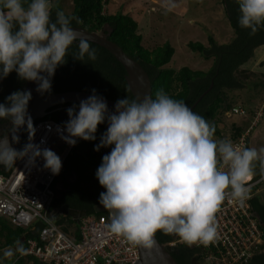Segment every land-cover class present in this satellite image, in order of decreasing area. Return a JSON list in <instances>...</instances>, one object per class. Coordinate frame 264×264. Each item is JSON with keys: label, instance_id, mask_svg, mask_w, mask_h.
<instances>
[{"label": "clouds", "instance_id": "9594fccd", "mask_svg": "<svg viewBox=\"0 0 264 264\" xmlns=\"http://www.w3.org/2000/svg\"><path fill=\"white\" fill-rule=\"evenodd\" d=\"M238 3L240 27L255 35L264 26V0ZM56 8V0H0V81L15 71L21 80L35 82L36 91L44 94L51 91L52 78L67 63L74 44L78 49L72 54L74 60H97L98 50L72 27L73 21H83L63 11H56L53 20ZM32 98L31 90L15 91L6 98L7 104L0 103V120L10 121L12 142L19 143L16 133L25 126L29 134V143L19 151L6 135H0V165L11 167L26 159L35 166L42 158L44 168L59 175L61 158L41 147L46 138L41 144L32 142L36 133L28 112ZM114 108L109 112L106 100L93 89L80 101L78 111L75 105L67 109L69 120L63 128L57 126L60 138L75 146L76 138L94 141L98 126L108 122L95 150L114 145L96 172L106 189L99 203L110 211V231L149 250L157 232L175 234L188 245L214 243L219 238L216 215L225 200L245 204L255 162L264 175V148L242 149L231 141L215 140L214 124L163 89L155 98L118 99ZM230 109L223 106L220 111ZM258 114L259 109L252 121ZM17 254H30L20 239L14 248L3 251V258Z\"/></svg>", "mask_w": 264, "mask_h": 264}, {"label": "trees", "instance_id": "16d2710c", "mask_svg": "<svg viewBox=\"0 0 264 264\" xmlns=\"http://www.w3.org/2000/svg\"><path fill=\"white\" fill-rule=\"evenodd\" d=\"M71 1L72 12L65 14L76 16L83 21L82 24L73 21L72 27H80L89 32H104L108 40L120 47L147 73L151 82L153 98L158 90L163 89L171 98L183 101L195 113L214 124L216 127L215 140H226L222 138L223 132L218 126L220 121H223L219 113H222V110H219L226 101H224L227 95L225 90L233 87L243 88L244 79L239 75L243 73L239 69L252 59L256 49L264 47V26L259 27L255 35L251 34L250 29L240 27L238 17L241 13L238 0H222L227 20L234 31V38L230 43L217 44L214 39L209 38L208 47H205L199 42H188V47L192 51L198 52L205 59H213L212 66L207 71L191 70L188 67H182L178 71L166 68L165 66L174 54L173 47L166 42L152 50L146 49L142 45V36L137 33L138 24L133 18L124 14L120 9L114 14L103 12V7L108 4L109 0L104 2L102 0ZM56 3L57 8L53 9L52 14L53 20H55L56 11H63L59 2L56 1ZM89 43L92 48L98 50L97 60L90 61L87 57L83 62L74 60L72 54L78 50L74 44L69 51L67 63L58 67L52 78L51 91L43 95L67 91L92 93V90L95 89L97 95L115 102L125 97L130 100L134 99L126 83V72L123 66L107 50L92 42ZM24 90L25 81L21 80L15 71L12 72L7 78L0 81V103L7 104L6 98L11 93ZM74 105L69 103L55 105L49 108L47 115L41 119L53 120L64 126L69 120L67 109ZM231 105L227 102L225 108L230 109L233 106L247 111L243 104L242 106L240 104ZM78 108L79 106H76L77 111ZM253 114L254 111L251 112L248 123L246 122L244 125L249 126ZM10 128L9 120H0V135H5ZM107 128V121L99 125L94 141L77 138L75 146L67 155L61 172L54 181L55 197L51 209L66 205L77 211L84 210L86 214L96 212L94 208L100 204V194L106 192V189L100 185L96 172L102 164V157L109 154L114 147L113 145L103 147L99 151L95 150ZM235 128L236 132L231 136L232 140L243 131V128L238 124L235 125ZM27 137L28 130L26 128L22 134L20 146ZM9 170L10 167L0 166L2 174H8ZM261 176L263 175L260 172L259 162H255L253 179L256 180ZM57 184L61 185L59 190L56 189ZM250 206L252 212L259 216L263 224L261 229L264 239V204L254 196L250 199ZM40 228L41 225H36L35 231H25L13 227L7 220L0 218V248L14 246L17 239L25 244L27 238L37 236ZM155 237L161 244L172 242L170 235L163 232H157ZM197 254L198 249L187 243L177 244L171 252L177 264H202ZM16 263L22 264V259H17ZM33 264H38V262L34 260ZM248 264H264V250L256 253Z\"/></svg>", "mask_w": 264, "mask_h": 264}, {"label": "built area", "instance_id": "2783aa9c", "mask_svg": "<svg viewBox=\"0 0 264 264\" xmlns=\"http://www.w3.org/2000/svg\"><path fill=\"white\" fill-rule=\"evenodd\" d=\"M223 113L224 117L231 113L240 117L247 115L240 107ZM259 117V114L256 115L235 139L227 141L242 149L246 148ZM49 125L51 131L48 130ZM34 126L36 133L32 142L41 144L46 138V143L41 144V147L54 151L63 165L74 147L60 138L57 126L63 128V125L53 120L39 119L34 122ZM64 134L67 135L66 132ZM27 143L28 137L20 150ZM224 170H228L227 165ZM56 176L44 168L42 158L37 159L35 166L28 165L26 159L17 160L8 174L0 173V218L25 231L33 232L36 225H41L35 238L25 240V247L30 249L27 257H32L38 264H136L139 260L137 246L110 231L111 216L107 209L86 214L79 219V240L63 232L50 215ZM262 182L264 175L249 182L251 191L243 206L238 201L225 200L216 215L219 238L214 243L208 246L191 245L198 249L197 256L202 264H248L256 253L264 250L261 225L250 206L255 188ZM182 243L185 242L178 237L167 244L175 247Z\"/></svg>", "mask_w": 264, "mask_h": 264}, {"label": "rangeland", "instance_id": "374dc122", "mask_svg": "<svg viewBox=\"0 0 264 264\" xmlns=\"http://www.w3.org/2000/svg\"><path fill=\"white\" fill-rule=\"evenodd\" d=\"M121 2L122 0H117L116 3H113L111 13ZM124 2L126 6L132 7L130 10L138 11L133 15V19L138 24L137 33L142 36L143 46L154 48L156 45L162 46L168 42L173 47L174 54L165 66L168 69L178 71L182 67H188L191 70L207 71L212 66L213 59H205L198 52L192 51L188 47V42H199L208 47L209 38L214 39L217 44L230 43L234 38V31L227 20L222 0H156L155 4L151 3L152 5L150 0H127ZM108 8L107 5L104 6L103 12H108ZM123 10L128 11V8L124 7ZM150 30L151 32L147 33ZM154 37L155 39H153ZM239 71L243 73L239 74L244 79L243 88L233 87L225 90L227 95L223 106L226 107L227 102L232 105L240 104L242 106L243 104L248 117L251 116L252 111L256 112L259 109L260 124H263L264 47L256 49L252 59ZM219 113L223 121L221 120L218 126L222 129V138L226 140L231 139V136L236 132V124L242 128L248 126L243 124L246 117L243 119L235 113L224 117L225 113ZM256 147L261 146L258 144ZM255 196L264 203V182L255 188ZM71 227L65 225L61 229L69 236L68 229ZM21 259L27 264L34 263V259L31 257L23 256ZM13 261V258L1 257L0 264H15Z\"/></svg>", "mask_w": 264, "mask_h": 264}, {"label": "water", "instance_id": "95a60500", "mask_svg": "<svg viewBox=\"0 0 264 264\" xmlns=\"http://www.w3.org/2000/svg\"><path fill=\"white\" fill-rule=\"evenodd\" d=\"M73 28L80 32L83 37L87 38L89 42L97 44L107 50L123 66L126 72L125 80L134 99L137 97L143 99L144 96L151 95V82L147 73L136 61L127 56L120 49V47L108 40L105 33L89 32L80 27ZM36 88L37 84L35 82L25 81V90H31L33 97L28 107V112L31 115L33 122L46 116L47 110L55 105L69 103L79 106L81 100L87 99L92 95V93L82 91H67L44 96L43 94L38 93ZM104 99L107 102L109 112H114V105L116 102L107 98ZM25 129L26 126L21 128L16 133L19 137V143L12 142V133L10 130L5 134L9 141L12 142V147L17 151L20 150L21 137ZM62 208L76 223L79 222V219L82 216L86 215V211L84 210L77 211L75 209L68 208L66 205H63ZM94 209L96 212L106 210L101 204L97 205ZM255 217L259 220L260 225L263 226L259 216L255 214ZM169 235L172 240L178 238L175 234ZM136 246L139 252V260L136 264H177L171 255V252L174 250V246L167 243L161 244L156 237L155 245L151 250L145 249L142 246Z\"/></svg>", "mask_w": 264, "mask_h": 264}, {"label": "crops", "instance_id": "0c3cea01", "mask_svg": "<svg viewBox=\"0 0 264 264\" xmlns=\"http://www.w3.org/2000/svg\"><path fill=\"white\" fill-rule=\"evenodd\" d=\"M56 1H58L59 2V6L61 7V9L64 11V13H71L72 12V9H73V6H72V1L71 0H56ZM124 1H127V0H122V2H121V4L114 10V12H112L111 13V10H112V7H113V3H116L117 2V0H109L108 1V4H107V6L109 7L108 8V12L110 13V14H114L117 10H121L124 14H127V15H129L131 18H134V14L136 13V12H138V11H132V10H130L132 7H130L129 5H125V2ZM124 5H123V4ZM151 3H153V4H155L156 3V0H150V4ZM152 5V4H151ZM129 6V7H128ZM124 7H127L128 8V11L127 10H123L124 9ZM154 9V8H153ZM152 28V27H151ZM149 32H151V30L150 31H148L147 33H149ZM150 39H151V37H149ZM153 39H155V37L153 38ZM160 45H156L154 48H156V47H159ZM145 47V46H144ZM146 49H148V50H152V49H154V48H149V47H145ZM255 113V112H254ZM252 116H254V114L252 115ZM243 119L245 118V117H242ZM248 116L246 117V119H244V121H245V123L247 122L248 123ZM242 119V120H243ZM242 120H240V121H242ZM261 123V117H260V119H259V123L254 127V130L251 132V135H250V137H249V140H248V147L247 148H255V149H257L258 151H259V149H261V148H264V123L263 124H260ZM244 124V123H243ZM260 125H262L261 126V128H260ZM244 129V128H243ZM260 145L261 147H259V148H257L256 146L257 145ZM61 188V185L60 184H57L56 185V189H60ZM256 198H258L257 196H255ZM258 200H259V198H258ZM259 202L260 203H262L261 202V200H259ZM262 204H264V203H262ZM63 206V205H62ZM62 206L61 207H59V208H55V209H51V213H50V215H51V218L56 222V224L57 225H59L60 227H62V226H65V225H70V226H72L71 228H69L68 230H69V236L70 237H72L73 239H75V240H79V238H80V236H79V229H78V224H79V222L78 223H76L71 217H69L67 214H66V212L63 210V208H62ZM255 214V213H254ZM60 224H62V225H60ZM15 247V245L14 246H7V247H2V248H0V261H1V257L3 258V251L5 250V249H8V248H14ZM13 258V262H15V264H17L16 263V261H17V259H21L22 257L21 256H18V255H16V256H14V257H12ZM35 260V259H34ZM31 261V260H30ZM30 263V262H29ZM28 263V264H29ZM23 264H27L26 262H23Z\"/></svg>", "mask_w": 264, "mask_h": 264}]
</instances>
